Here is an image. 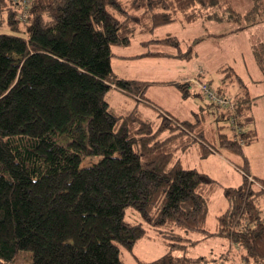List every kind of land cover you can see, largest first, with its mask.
I'll return each mask as SVG.
<instances>
[{"label": "trees", "instance_id": "obj_1", "mask_svg": "<svg viewBox=\"0 0 264 264\" xmlns=\"http://www.w3.org/2000/svg\"><path fill=\"white\" fill-rule=\"evenodd\" d=\"M0 9L12 32L0 33V264L22 252L31 253L30 264H123L120 248L131 251L144 224L168 238L169 248L136 264L204 263L175 254L198 243L188 237L193 232L234 244L242 263L264 264V179L249 177L243 147L224 133L212 147L198 118L151 120L137 108L115 112L106 99L112 88L143 97L149 86L113 72V46L177 21H240L230 0H0ZM200 40L186 54L175 37L154 42L190 59ZM224 71L216 90L243 125L253 99L230 67ZM176 86L189 95L186 84ZM240 137L250 144L256 131ZM195 143L201 158L222 149L240 156L241 184L223 187L184 168L176 154ZM219 189L227 206L210 231L208 198ZM127 208L140 222L125 219Z\"/></svg>", "mask_w": 264, "mask_h": 264}, {"label": "rangeland", "instance_id": "obj_2", "mask_svg": "<svg viewBox=\"0 0 264 264\" xmlns=\"http://www.w3.org/2000/svg\"><path fill=\"white\" fill-rule=\"evenodd\" d=\"M230 3L241 15L240 21L216 22L213 20H198V26L189 27L193 29L194 27H198V29L203 31V34L205 32H221L222 35H219L218 40L213 41L210 45L202 44L198 50L194 48L192 58L174 57V60H180L182 65L186 66L188 70L193 69V72H196L195 69L200 67L203 75L190 80L205 82L217 94L219 92L216 90V87L219 84L220 78L225 73V71H220L229 66L234 67L235 72L241 79L243 78L242 82L244 85H248L252 95L258 97L252 103L249 113L250 117L243 124L249 129L255 128L257 138L252 143L247 145L241 144V146L249 162L247 171L249 177L264 179V0H230ZM185 24L173 22L158 27L154 33L158 38L176 36L181 51L186 54L188 46L195 39H192V41L187 40L186 35L190 30L186 28ZM196 32L194 31L193 33ZM0 33H12L7 25L6 13L1 9ZM149 33L151 32L135 33L131 38L130 46H113L111 48L112 52L116 54L138 52L143 49L140 47L139 42L152 37ZM149 49L158 50L159 52H164L163 50L167 49L175 51V47L161 45L157 47L150 46ZM207 80L210 81L212 87ZM186 85L189 91L195 93V96L192 95L191 97L197 98L199 105L205 107L206 113H208L204 117L205 119L202 120L201 111H197L198 115L195 117V120L198 118L201 121L200 126L208 143L212 147L218 148L219 134L224 133L229 138H232L234 135V131L231 129L228 120H220L221 114L223 115L221 116L222 119L226 118L224 116L226 114L224 113V109H219L221 111H218L216 106L208 104L202 96H200L201 98L196 96V94H200L199 85L188 84V81ZM229 88L233 90L234 88L237 89V86L234 84ZM107 96V101L111 105L124 104L125 109L134 106L128 103V98L119 92H109ZM223 97L229 99L228 96ZM138 110L140 109L138 108ZM142 112L145 113L144 115L147 118L158 120L155 114L144 110ZM220 151H224L221 152V160L209 155V157L201 158L197 154V143H195L187 151L178 152L176 157H179L184 168H197L196 170L200 172L207 170V172H210L212 178L221 186L236 187L242 182L243 172L237 168L238 164H241L242 159L230 151ZM99 159L100 157L98 156L84 158L81 162V167L90 166ZM228 164L231 166H228ZM226 206L227 203L221 189L214 192L208 198L206 224L210 231H214L216 228V216L222 213ZM125 213L126 220L140 222V216L134 209L127 208ZM144 227L146 229L144 237L134 244L131 251L120 248V260L123 264H136V260L150 262L168 251L170 242L168 238L161 237L154 229L145 224ZM188 235L191 238H202V234L200 233L193 232ZM216 241L220 242V245L216 244ZM199 242L195 245L186 246V248L177 251L175 254L193 258L204 257L206 259L205 262L200 264H244L240 261L237 247L224 238ZM30 255V252L18 253L12 264H30Z\"/></svg>", "mask_w": 264, "mask_h": 264}, {"label": "crops", "instance_id": "obj_3", "mask_svg": "<svg viewBox=\"0 0 264 264\" xmlns=\"http://www.w3.org/2000/svg\"><path fill=\"white\" fill-rule=\"evenodd\" d=\"M198 24H199L198 20L197 22L194 21V22L185 24L186 28L190 30V32H188V34L186 35L187 40L192 41V39H196L197 37L201 38V40L197 42L196 46L193 47V54H194V48L195 50H198V48L202 44L210 45L212 44L213 41L218 40L219 35H222L221 32H205L203 34V31L198 29V27H194V29L192 27H189V26H198ZM157 28H155L151 33H149L152 36L151 38L144 39L139 42L140 47L143 49L139 50L138 52H133V53L116 54L112 52L113 56L110 59V67L113 70V72L117 74L118 76L126 80L147 82L149 84V86L145 89L143 97L141 96L133 97V96H130L126 93H123L121 91H118L112 88L110 92H119L123 94L125 97L128 98L129 100L128 103H131L134 106H132L131 108L125 109L123 106L124 104L123 105L122 104L111 105L109 102L108 104L110 108L113 109L115 112H124L130 109H133V108H137V109L139 108L141 112L143 110L148 111L149 113L155 114L157 117L158 115H161V116L168 117L172 121L187 122L190 124H194L196 123V120H197V119L195 120L196 115H198L197 111H201L200 114L202 115V120L205 119L204 117L208 113H206L205 107H202L199 105L197 98L191 97L192 95L195 96L194 92L192 93V91H189V95L184 97L176 85L177 84H187V81L189 83L190 79L202 76L203 72L201 71L200 67L195 69L196 72H193L194 71L193 69L188 70L186 66L182 65L180 60H174V57H175L174 50H169V49L163 50L162 49L164 51L163 53H166V55L165 54L157 55V56L145 55L150 52H159L158 50L149 49L150 46L157 47L160 45L154 42L155 40L163 39V38H158V36L155 35L154 32ZM194 31H197V32L193 33ZM216 33H219V34H216ZM172 37L176 38V36H172ZM144 42H148V43L145 45L143 44ZM144 46H148V47H144ZM229 67L241 79V77L235 72L234 67H231V66ZM207 82H209L210 84V81L207 80ZM245 86L247 88L249 97L253 99V102H254L255 99L258 97L252 95L250 91V87L248 85H245ZM196 96L200 97V94H196ZM125 103L128 104L126 101ZM252 129H255V128H252ZM256 137H257V131H256ZM187 150L188 149L184 151H187ZM197 151H198L197 153L198 156L201 157L200 156V146L198 144H197ZM221 152H224V151H220V152L212 151L209 154V156H213V158H217V159L219 158V160H221L220 159L222 158ZM176 158L179 159V157H176ZM246 160L248 162L247 157H246ZM179 161L181 163L180 159ZM248 165H249V162H248ZM228 166H231V165L228 164ZM202 172L211 176L210 172H207V170H203ZM188 237L191 240H196L198 242L199 241L203 242L206 240H211V241L215 240L213 238L206 239V240H204L203 238L201 239L191 238L189 235ZM216 244L220 245V242L216 241Z\"/></svg>", "mask_w": 264, "mask_h": 264}, {"label": "built area", "instance_id": "obj_4", "mask_svg": "<svg viewBox=\"0 0 264 264\" xmlns=\"http://www.w3.org/2000/svg\"><path fill=\"white\" fill-rule=\"evenodd\" d=\"M22 4L23 7L20 10L18 18L22 22H24L26 20L27 7L24 4V1H22ZM190 83L199 85L200 96H202L209 104L216 106L218 111H221L219 109H224V113L228 114V116L223 120H228L231 129L234 131V135L232 138L236 140L240 145L244 144V140L240 137V135L246 132L249 128L244 125H239L237 123V120L234 115V106L231 103V101L228 98H225L217 94L216 91L210 88L207 84H205V82L190 80L188 84Z\"/></svg>", "mask_w": 264, "mask_h": 264}]
</instances>
